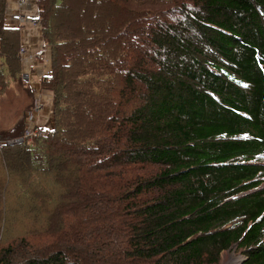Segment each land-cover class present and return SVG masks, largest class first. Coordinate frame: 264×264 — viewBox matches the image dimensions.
I'll use <instances>...</instances> for the list:
<instances>
[{
  "label": "trees",
  "instance_id": "obj_1",
  "mask_svg": "<svg viewBox=\"0 0 264 264\" xmlns=\"http://www.w3.org/2000/svg\"><path fill=\"white\" fill-rule=\"evenodd\" d=\"M37 3L54 126L0 147V224L28 216L47 244L20 237L0 264H218L236 244L264 264V0Z\"/></svg>",
  "mask_w": 264,
  "mask_h": 264
},
{
  "label": "rangeland",
  "instance_id": "obj_2",
  "mask_svg": "<svg viewBox=\"0 0 264 264\" xmlns=\"http://www.w3.org/2000/svg\"><path fill=\"white\" fill-rule=\"evenodd\" d=\"M4 11H6V3ZM76 14L77 13H75L74 16L71 15L70 18L75 19ZM7 22L9 23V21ZM37 30H39V32L42 34V30ZM37 39L39 38H35V40ZM40 39L41 41L37 42V44L32 48V52L35 53L36 51H40L43 48V45L48 46L51 51V45L45 42L43 34ZM22 45H24L23 42H21V46ZM19 55L21 57L22 63L21 52L19 53ZM0 62H2L0 63V141H5L12 136L18 135L19 133H21L22 129H25L26 116L35 104L37 92L43 93L44 95L42 99L43 106L40 114V120L44 123L51 124V117H54V91L48 88L47 85L43 84L42 82H37V84H35L33 87L30 83H24V80L22 78V69H20L21 72L20 70L17 72V67L13 65V68H15V70L12 71V66L10 67L9 64L4 63V61L0 60ZM157 169V166L145 165L135 170V173L148 175L152 172H157ZM29 198L30 196H27L25 200H28ZM26 217H24L26 219L22 221L20 220V218H16V222L13 225H9L8 221L5 229L3 226L4 223L0 224V229L2 228L0 230V250L7 247L9 243L14 244L18 242L19 240L17 239L23 236H26V238L30 239V241H32V243H34L36 247H43L47 244L45 239L41 240L38 238V236H41L43 233L30 234L28 230V224L32 225L31 223L35 224L36 222L34 220L30 221V217ZM13 226L14 228H12ZM37 229H43L42 222H37ZM35 234H37L38 236H34ZM85 249L88 250V247H86ZM30 250L35 252L33 248H30ZM79 251L81 250L79 249ZM67 255L68 262H74L78 258L77 256H79V252L77 255V251H71ZM245 258L246 257L244 250L237 245L236 247L223 251L218 264H241L244 262ZM88 261L90 264H98L97 262L92 260ZM24 263V257L20 258L18 264ZM138 264H143V261H140V263Z\"/></svg>",
  "mask_w": 264,
  "mask_h": 264
},
{
  "label": "built area",
  "instance_id": "obj_3",
  "mask_svg": "<svg viewBox=\"0 0 264 264\" xmlns=\"http://www.w3.org/2000/svg\"><path fill=\"white\" fill-rule=\"evenodd\" d=\"M5 13L6 17L11 22L23 30L27 26H31L35 29L41 28V19L38 13L36 0H7ZM20 52L25 65L30 66L32 62L38 61L36 64H33L35 69L25 74L29 83H33L34 77L41 80L51 75L50 48L48 46L43 45L41 51L34 53L30 52L25 45H22ZM43 96V93H36L35 104L26 116L23 136L8 140L6 141L7 143H21L25 138L32 140L35 136L45 135L52 129V123H44L40 120ZM2 145L3 144L0 142V147H2Z\"/></svg>",
  "mask_w": 264,
  "mask_h": 264
},
{
  "label": "crops",
  "instance_id": "obj_4",
  "mask_svg": "<svg viewBox=\"0 0 264 264\" xmlns=\"http://www.w3.org/2000/svg\"><path fill=\"white\" fill-rule=\"evenodd\" d=\"M39 36H40L39 30L34 28H28L27 31L22 33V42L27 41L28 47L33 48L37 44V40H35V38H38Z\"/></svg>",
  "mask_w": 264,
  "mask_h": 264
},
{
  "label": "water",
  "instance_id": "obj_5",
  "mask_svg": "<svg viewBox=\"0 0 264 264\" xmlns=\"http://www.w3.org/2000/svg\"><path fill=\"white\" fill-rule=\"evenodd\" d=\"M237 246V244L236 245H234V246H232L231 248H233V247H236ZM231 248H229V249H231ZM243 261V260H242ZM241 264H243V263H241Z\"/></svg>",
  "mask_w": 264,
  "mask_h": 264
},
{
  "label": "bare ground",
  "instance_id": "obj_6",
  "mask_svg": "<svg viewBox=\"0 0 264 264\" xmlns=\"http://www.w3.org/2000/svg\"><path fill=\"white\" fill-rule=\"evenodd\" d=\"M226 264V263H225Z\"/></svg>",
  "mask_w": 264,
  "mask_h": 264
}]
</instances>
